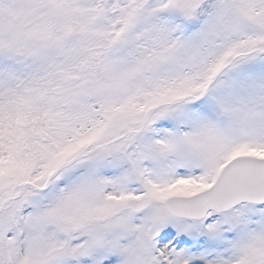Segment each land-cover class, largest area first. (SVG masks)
I'll return each mask as SVG.
<instances>
[{"label": "snow or ice", "instance_id": "1", "mask_svg": "<svg viewBox=\"0 0 264 264\" xmlns=\"http://www.w3.org/2000/svg\"><path fill=\"white\" fill-rule=\"evenodd\" d=\"M0 264H264V0H0Z\"/></svg>", "mask_w": 264, "mask_h": 264}]
</instances>
